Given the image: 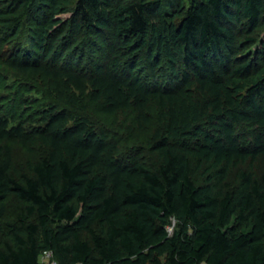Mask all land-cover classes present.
Instances as JSON below:
<instances>
[{
    "label": "trees",
    "instance_id": "trees-1",
    "mask_svg": "<svg viewBox=\"0 0 264 264\" xmlns=\"http://www.w3.org/2000/svg\"><path fill=\"white\" fill-rule=\"evenodd\" d=\"M69 3L11 0L0 24L18 30L46 9L30 30L27 71L91 90L109 113L133 106L146 118L156 102L161 162L123 161L72 108L49 105L26 126L0 103V264H38L47 249L59 264H264V169L240 170L236 188L228 181L231 165L264 158V55H243L259 40L264 0H190L187 9L183 0H77L72 27L103 36L88 72L44 63ZM142 52L152 72L168 65L167 80L138 71ZM14 141L47 148L30 174L12 171ZM10 194L23 205L4 222Z\"/></svg>",
    "mask_w": 264,
    "mask_h": 264
},
{
    "label": "rangeland",
    "instance_id": "rangeland-1",
    "mask_svg": "<svg viewBox=\"0 0 264 264\" xmlns=\"http://www.w3.org/2000/svg\"><path fill=\"white\" fill-rule=\"evenodd\" d=\"M10 1L0 0V11L8 8ZM68 1L70 2V11L57 16L62 21L59 25L62 29L57 34L55 50L44 63L49 66L56 65L58 68L65 66L72 71L88 72L92 68L94 58L100 55L99 45L103 43V36L84 28L74 29L72 20L77 0ZM182 4L187 9L190 0H183ZM45 11L46 9L37 8L31 19L18 30H9L0 24V103L2 111L13 116L14 122L23 118L26 119V126H31L34 122V124L38 123L41 112L49 105L55 104L58 107L72 108L76 112L87 115L98 131L106 134L118 144L117 156L120 159L126 162L142 161L157 169L161 162V156L152 147V143L157 133L164 129V123L160 118V108L156 102L151 103L146 118L141 116L133 106L122 108L114 113L105 112L102 110L101 102L96 101L91 95V90L82 92L68 87L63 78L56 80L42 72L27 71L24 68L23 61L27 52L25 49H30V30L35 27V19L43 17ZM255 34L259 39L258 42L247 53H243L242 51L247 45L242 44L245 34L241 32L237 43L238 47L235 50L237 55L241 56L242 53L247 56L252 55L261 63L260 58L264 55V15ZM229 58L233 62L236 56L232 54L229 55ZM138 71L143 76L153 73L159 81L169 78L168 65L163 61L152 72L144 52L138 61ZM239 131H243L241 127H239ZM248 136L247 133L242 134L243 138H248ZM6 143L11 149L12 171L19 177L23 174H30L31 166L47 153V148L41 143L33 146H24L17 141ZM243 169L259 176L264 169V158L259 157L253 161L231 165L228 171L231 188L238 186V174ZM194 178L203 182L206 178L204 169L196 171ZM22 205L23 202L17 196L10 194L6 199L3 221L13 219ZM172 227L171 225L170 230ZM83 237L91 240L86 231H83ZM7 239V235L0 234L1 244Z\"/></svg>",
    "mask_w": 264,
    "mask_h": 264
},
{
    "label": "built area",
    "instance_id": "built-area-1",
    "mask_svg": "<svg viewBox=\"0 0 264 264\" xmlns=\"http://www.w3.org/2000/svg\"><path fill=\"white\" fill-rule=\"evenodd\" d=\"M38 264H59V261L57 260L54 251L47 249L41 253ZM78 264H83V263H78ZM201 264H206V263H201Z\"/></svg>",
    "mask_w": 264,
    "mask_h": 264
}]
</instances>
